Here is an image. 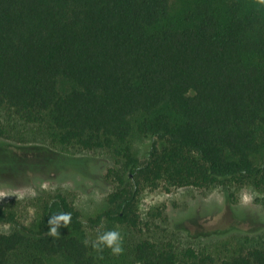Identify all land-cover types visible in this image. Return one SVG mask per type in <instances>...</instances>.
Returning <instances> with one entry per match:
<instances>
[{"label":"trees","instance_id":"trees-1","mask_svg":"<svg viewBox=\"0 0 264 264\" xmlns=\"http://www.w3.org/2000/svg\"><path fill=\"white\" fill-rule=\"evenodd\" d=\"M173 1L0 0V109L60 146L106 150L116 186L88 220L62 192L43 196L38 228L0 206V264H264V243L223 258L149 237L119 254L93 246L115 226L139 230L147 187L264 194V0H178V13ZM136 137L151 140L144 159ZM61 212L71 219L50 234Z\"/></svg>","mask_w":264,"mask_h":264},{"label":"rangeland","instance_id":"rangeland-1","mask_svg":"<svg viewBox=\"0 0 264 264\" xmlns=\"http://www.w3.org/2000/svg\"><path fill=\"white\" fill-rule=\"evenodd\" d=\"M181 2L173 1L178 13ZM0 120L11 138H0V206H8L19 222L38 228L43 196L66 193L85 220L108 207L109 196L116 191L107 177L114 161L106 150L84 151L53 142L46 125L27 123L7 108L0 109ZM151 140L134 139V148L146 158ZM32 161V168L29 167ZM141 226L132 231L115 226L121 246L128 240L153 238L173 243L178 249L194 248L223 258L241 247L264 243V194L251 186L144 188L138 198ZM86 230L92 233L87 227ZM4 233L12 227L4 224ZM96 233V232H94ZM128 239V240H126ZM12 264H29L21 253ZM52 264H68L56 260Z\"/></svg>","mask_w":264,"mask_h":264},{"label":"clouds","instance_id":"clouds-1","mask_svg":"<svg viewBox=\"0 0 264 264\" xmlns=\"http://www.w3.org/2000/svg\"><path fill=\"white\" fill-rule=\"evenodd\" d=\"M71 219V213H64L61 212L58 215H53L49 218L48 224L49 227V233L50 234H57V229L60 227L61 221L65 225L69 223ZM121 235L116 230H109L101 234L97 237V240L99 241L98 244H94V247H101L106 246L111 249L113 254H119L122 252V246H121Z\"/></svg>","mask_w":264,"mask_h":264}]
</instances>
